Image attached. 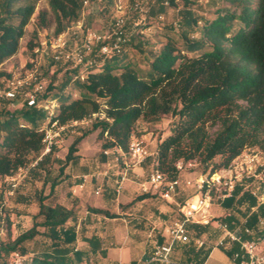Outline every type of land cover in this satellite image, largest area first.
I'll use <instances>...</instances> for the list:
<instances>
[{"label":"trees","instance_id":"16d2710c","mask_svg":"<svg viewBox=\"0 0 264 264\" xmlns=\"http://www.w3.org/2000/svg\"><path fill=\"white\" fill-rule=\"evenodd\" d=\"M39 1L0 0V77L10 76L1 65L18 52ZM84 1L48 0L55 34L83 19ZM129 1L135 11L128 26L130 36L126 17L122 16L120 26L115 18L109 36L96 42L82 63L44 57L49 66L57 68L47 81L41 65L44 88L36 94L34 104H27L20 95L15 100H0V259L14 250L24 256L23 264H98L106 256L110 240L95 232L85 235L75 221L68 223L75 218V207L63 204L57 192L68 178L66 168L79 156L80 141L92 131L100 141L99 161H105L106 149L109 153L115 148L128 151L140 119L170 115L169 133L156 143L151 167L171 178L179 175V159L197 158L204 170L210 167L214 171L246 150L264 155V0ZM168 8L176 10V18L164 22ZM138 13L144 20L162 22L165 40L159 47L147 48L151 42L140 35L146 24L142 18L135 22ZM48 23V11L39 10L37 28H46ZM114 42L117 47L101 52L102 43ZM37 44L30 39L27 48L32 50ZM131 49L139 52L143 66L132 60ZM61 65L66 68L59 79ZM46 100L57 102L53 114L42 106ZM94 113L90 124L63 134V138L73 136L63 156L59 155L60 143L42 153L44 124L69 125ZM25 166L23 180L10 190L6 177ZM258 169L261 185L264 165ZM256 178H242L232 196L220 202L230 215L219 219L230 228L246 217V225L256 229L258 218L264 216V203L253 193ZM149 196L150 191L140 192L121 207ZM90 209L107 217L119 215L110 208ZM26 217L31 221L27 226L23 224ZM186 228L189 240L174 242L170 262L147 253L132 264H205L213 246L205 240L197 246L194 238L208 235L210 224L186 222ZM79 236L85 246H77ZM157 239L158 243L168 241L160 233ZM237 248L235 243L222 249L231 256Z\"/></svg>","mask_w":264,"mask_h":264},{"label":"built area","instance_id":"2783aa9c","mask_svg":"<svg viewBox=\"0 0 264 264\" xmlns=\"http://www.w3.org/2000/svg\"><path fill=\"white\" fill-rule=\"evenodd\" d=\"M88 1H84V7H87ZM118 9H122L121 0L116 1ZM123 22V17L116 19V24L120 26ZM83 19L75 21L65 31L54 34L53 39L48 41H39L32 49V56L29 60L27 71L23 75H10L0 79V100L13 99L15 100L20 95L27 104H34L37 100L36 94L44 88V83L40 78V68L42 60L45 56H50L55 60H69L75 65L84 61L86 56L91 52L96 42L105 39L106 36L99 34L94 30L87 29L84 31L82 42L79 46L70 49L68 45V35L74 27L82 28ZM119 35V31H115ZM120 39V36H117ZM112 47H117V42L112 45L102 43L100 50L103 53H108ZM42 106L53 114L57 107L55 100L43 101ZM97 114L94 113L90 118L72 123L89 122ZM71 123V124H72ZM44 142L45 147L42 153L48 151L52 145L59 144L62 140V130L66 125H59L57 121L45 125ZM105 153L108 150H104ZM128 160L124 163L120 173V178L117 182V188H121V183L127 178V172L130 166L140 164L149 155L150 152L146 148L142 140H133L130 143ZM31 162L29 165L34 164ZM197 158L179 159L176 162V168L179 175L171 178L168 174L153 168L146 179V182L154 188L165 200H172L178 190L181 181V173L186 170H191L198 166ZM264 165V155L259 151L243 152L235 157L231 163L223 168L210 171L209 173H199L193 178H187L186 184H194L197 193L189 200L180 204L179 211L181 218L174 220L168 227V241L165 243H156L153 251V258L163 262H170V252L176 240L187 241L189 234L186 228V222L204 223L212 222L214 215L211 208L214 204L220 203L224 198L231 197L236 183L245 177L260 176L259 167ZM28 166L19 167L12 175L6 177V183L9 189L13 190L18 183L23 180ZM257 195L258 200L264 203V181L258 191L253 190ZM230 213H225L223 216H228ZM246 217L236 222L233 228H230L227 223L218 221L224 232L218 241V245L231 247L237 243L238 248L231 253V260L235 264H264V216H260L257 220V228L246 225ZM1 233V231H0ZM198 246L204 243L203 238H197ZM24 256L17 250L10 253L7 264H23Z\"/></svg>","mask_w":264,"mask_h":264},{"label":"crops","instance_id":"0c3cea01","mask_svg":"<svg viewBox=\"0 0 264 264\" xmlns=\"http://www.w3.org/2000/svg\"><path fill=\"white\" fill-rule=\"evenodd\" d=\"M20 104L18 103L17 105L19 106ZM76 125L74 123L66 125L61 132L62 137L67 130L72 132ZM83 139L78 145L79 155L81 154ZM153 155L154 150L150 152V155L143 162L130 166L127 178L121 183V188L119 189L116 183L120 178L118 174L121 173L124 163L128 160L127 153L119 148L113 149L112 153L107 152L105 161H99L97 164H94L95 161L93 160L86 162L88 163L86 164V166L88 165L87 169L81 174L70 173L68 172V167L66 168V172L69 174L68 178L58 186L57 192L59 200L63 204L67 206L74 205L75 207V218L69 220L68 223L75 221L77 228L83 230L86 233L83 232L85 235L95 232L103 239L110 240L106 256L100 257L98 264L107 262L132 264L134 260H139L144 254L153 253L156 243H158V234L160 233L166 238L169 237H167L169 235V225L174 220L181 218L180 204L186 202L197 193V189H193L192 186L186 184L187 178L182 176L184 171L180 175V185L174 198L172 200L162 198L146 182L151 171V169L149 171V167L153 165ZM96 167L99 168L96 169ZM84 168L86 167L84 166ZM143 191H150L151 196L137 201L130 207H121V204L129 202L135 195ZM113 194L115 197L111 200L110 197ZM218 204L220 203H216L213 208V215L230 213L229 210L221 206V204L219 207ZM91 207L110 208L111 211L119 215L113 218L107 217L93 212L90 209ZM243 218L240 217V220L242 221ZM16 221L18 220L16 219ZM168 222L169 225H167ZM119 224L121 227H119ZM119 239L124 240L123 243L126 242L125 245ZM120 242L121 245H118L117 243ZM176 242L179 241L176 240ZM85 244V241L79 236L77 246H85ZM133 244L141 247L139 257H136L137 255L132 251L131 246ZM215 249L216 247L213 246L212 251ZM218 249L221 250L226 258L224 264H235L226 251L222 248ZM205 264H209L208 258Z\"/></svg>","mask_w":264,"mask_h":264},{"label":"rangeland","instance_id":"374dc122","mask_svg":"<svg viewBox=\"0 0 264 264\" xmlns=\"http://www.w3.org/2000/svg\"><path fill=\"white\" fill-rule=\"evenodd\" d=\"M116 1L117 0H96L95 2L89 3L87 5L86 10L84 11L83 29L74 27L72 31L69 33V35L67 36L68 45L70 49H73L81 44L85 29L94 30L98 32L99 34H102L103 36H109L110 27L112 25V22L114 21L115 18L121 17L123 15L124 17H126L127 27L131 26L132 18L133 17L135 18V11L131 9L130 1L121 0L122 9L117 8ZM44 9L47 10L49 13V23L46 28H37L36 13L39 10H44ZM207 15H211V13H207ZM175 16H176V10H174L173 8H168L166 14L164 15V22L172 21L174 18H176ZM143 17H144L143 14L138 13V18L135 21V22H140L142 18L143 20L141 21L142 24L144 25L146 24V26L142 28V32L140 33V35L143 36V38L145 39L149 38V41L151 43L147 48L152 47V46L159 47L161 43L165 40V36L162 33L163 31L162 22L161 21L159 22L158 19H154V18L149 19L148 20L149 22H148L147 20H144ZM34 29H37V32L35 34L33 33ZM131 30L132 29L130 27L127 28L126 31H127L128 36H130ZM54 34H55V24L53 21L52 13L48 5V0H40L37 3L35 15L32 17L30 23L27 25L26 32L20 41V48L18 52L14 54L13 56H11L10 58L6 59L1 65V69L10 75H16V76L23 75L28 69L29 60L32 56V50H29L27 48L28 40L33 39L35 43L39 41H43V40L48 41V40L53 39ZM129 55L133 61H136L135 63L138 66H143V62L141 61V55L139 54L138 51L131 49V52ZM42 65L44 69L45 79L48 81L52 74V71L56 69L57 67L49 66L46 60H42ZM61 66H62V70L59 71L57 74L59 79L63 78L65 74L64 68H66V65H61ZM83 68L84 66L81 69ZM1 78H3V76L0 77V79ZM90 121L91 120H89V122L78 123L76 125V128L77 126H83V125L87 126L88 124H90ZM170 121H171L170 115H164L156 120L140 119L137 123V129H136L138 131V134L134 135L131 141L142 140L146 148L148 149V151L149 152L153 151L155 149L156 143L158 142L159 138H163L169 133V122ZM45 125H47V123ZM72 139H73L72 135L65 136L64 138L62 137V140L60 142L61 146L59 148L60 156H63L65 154ZM99 147H100V141L96 138V132L95 131L90 132L83 139L81 143V154L79 155V157H76L68 165V172L81 174L85 169H87L88 165L86 166V164L88 163L86 162L93 160L95 161L94 164L99 163V157H98ZM246 152H250V150H246ZM127 156H129L128 153H127ZM83 165L86 168H84ZM223 167L225 166H221L220 168H223ZM98 168L96 167V169ZM150 169L152 170L151 166L149 167V171ZM210 171H211L210 167L204 170L203 166L198 164V166L194 167L193 169L186 170L182 174V176L184 178H193L201 172L209 173ZM245 178L250 179V177H245ZM261 180L262 179L257 177L256 180L253 181V184H256V186L257 185L260 186L259 182ZM253 184H250V185H253ZM189 186H192L193 189H196V186L194 184L189 185ZM258 186L256 188L254 187L253 190L258 191L259 190ZM215 205L216 204H214L211 208L212 213H213V208ZM218 206L220 207V204H218ZM219 216L220 215H214L212 222L209 223L210 228H211L210 233H209L210 236H208L209 234L208 235L205 234L202 237H198V238H203L209 245L216 247V249L213 250L208 257L209 264H224L225 259H226L223 253L221 252V250L218 249V248L224 247L223 245H220V244L218 245V241L224 232L222 226L218 224V221H220ZM23 222H24L23 224L26 226L31 224V221L30 219H28V217H26ZM167 225H169V222L167 223ZM119 227H121L120 224H119ZM196 238H194V240H196ZM120 241H122V244L125 245L126 242L123 243L124 240H120ZM117 244L121 245V242ZM28 245L29 247L33 246L32 243H28ZM131 248H132V251L137 255L136 257H139V254L141 252V247H138L136 244H133ZM9 255L1 258L0 264H3L2 260H4V264H7ZM174 255L176 256L174 257L178 259V257L180 256V253L177 252Z\"/></svg>","mask_w":264,"mask_h":264}]
</instances>
